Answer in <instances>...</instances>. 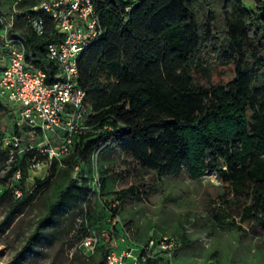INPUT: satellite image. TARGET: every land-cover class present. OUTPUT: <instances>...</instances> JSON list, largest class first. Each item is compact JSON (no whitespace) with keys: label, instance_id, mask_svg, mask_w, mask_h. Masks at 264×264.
<instances>
[{"label":"trees","instance_id":"16d2710c","mask_svg":"<svg viewBox=\"0 0 264 264\" xmlns=\"http://www.w3.org/2000/svg\"><path fill=\"white\" fill-rule=\"evenodd\" d=\"M43 1L0 0V17L14 15L10 37L23 43L28 65L44 70L50 84L58 66L47 49L63 36L49 14L34 10ZM97 13L102 33L78 60L79 88L92 114L75 135L72 153L49 161L45 177L31 190L22 187L20 196L11 179L25 185L33 161L48 157L30 148L38 140L19 126L18 105L0 98V113L13 116L11 137L26 142L5 149L0 142V170L10 168L0 179L6 220L52 190L15 259L37 253L51 235L76 231L82 242L95 233L85 205L91 212L92 198L101 200L110 172L95 174L96 154L126 158L123 164L136 174L114 203L101 207V217L116 220L128 203L149 202L165 178L200 181L215 173L219 184L209 199L214 224L264 239V0H99ZM28 15L44 19V35L32 30ZM8 52L0 36V65ZM219 68H233L234 77L215 81ZM64 220L70 227L63 228ZM101 242L95 264H106L113 248Z\"/></svg>","mask_w":264,"mask_h":264},{"label":"rangeland","instance_id":"374dc122","mask_svg":"<svg viewBox=\"0 0 264 264\" xmlns=\"http://www.w3.org/2000/svg\"><path fill=\"white\" fill-rule=\"evenodd\" d=\"M233 77V68H219L214 75L218 82L229 81ZM13 121L10 113H0V138L9 139L12 136ZM0 142L3 149L9 146V140ZM123 160L127 159L117 156L102 159L100 156L95 160V174L104 170L110 172L105 176L107 186L101 200L97 196L92 198L91 212L87 205L85 207L90 213L88 225L103 245L111 242V251L131 252L125 264H146L141 259V247L151 238L157 244L163 237H168V243H173V246L167 254L155 246L147 264H264L263 237L214 224L209 215V199L218 183L209 176L200 181H194L187 175L165 178L159 194L149 202L128 203L116 220L109 216L101 217V207L114 203L115 194L136 181L133 168L125 166ZM9 169L0 170V179L6 177ZM46 173V169L31 170L25 185L11 179V187L16 189L17 194L22 193V187L26 191L31 190L35 181L43 179ZM2 191L0 184V195ZM51 194L50 188L45 189L36 200L24 205L23 212L13 220H6L7 204L0 206V264H95L100 259L99 245L94 251L84 252L81 242L75 237L76 231L69 234L63 232L58 235L60 238L51 235L50 241L44 240L37 245V253L15 259L38 220L45 214ZM63 223V228L70 227L67 220ZM80 225L81 222H77L76 227ZM125 236L126 241H122Z\"/></svg>","mask_w":264,"mask_h":264},{"label":"built area","instance_id":"2783aa9c","mask_svg":"<svg viewBox=\"0 0 264 264\" xmlns=\"http://www.w3.org/2000/svg\"><path fill=\"white\" fill-rule=\"evenodd\" d=\"M98 1L45 0L34 8L49 14L55 29L63 36L61 43L50 44L47 49V57L58 66L55 81L50 84L46 82L44 70L31 69L28 65L23 43L10 37V30L15 26L14 15L8 20L0 17V36L9 49L4 63L0 65V98L18 105L16 114L19 126L30 128L32 136L38 140L36 146L30 148H37L48 157L43 162L33 161L31 170L46 169L47 172L49 161L69 156L73 151L75 135L83 129L85 120L92 114L86 104V93L79 88L78 60L102 33L98 21ZM28 21L35 33L40 36L46 33L43 18L28 15ZM6 140L15 147L26 143L24 138L19 137L3 139ZM93 159L95 163L98 154ZM80 171V165L76 166L75 176ZM208 176L219 184L215 173ZM19 177L20 174H17ZM126 239L127 236L122 241ZM99 242L100 237L93 232L82 240L80 247L84 252L94 251ZM168 242V237H163L157 244L151 238L141 247V252H146L142 261L152 258L155 246L168 253V249L173 246V243ZM130 256L129 250L120 253L111 251L106 264H125Z\"/></svg>","mask_w":264,"mask_h":264}]
</instances>
